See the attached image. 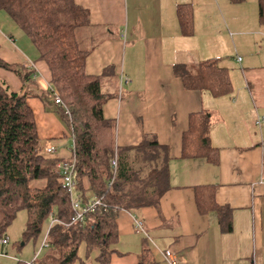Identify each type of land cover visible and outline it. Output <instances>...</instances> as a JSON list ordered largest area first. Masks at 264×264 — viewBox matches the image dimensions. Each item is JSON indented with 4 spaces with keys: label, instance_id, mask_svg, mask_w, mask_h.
Instances as JSON below:
<instances>
[{
    "label": "crops",
    "instance_id": "obj_1",
    "mask_svg": "<svg viewBox=\"0 0 264 264\" xmlns=\"http://www.w3.org/2000/svg\"><path fill=\"white\" fill-rule=\"evenodd\" d=\"M74 1L89 13L90 25L83 34L91 49L86 72L102 78L107 97L104 116L115 123L116 147L137 146L150 135L169 148L170 190L157 207L120 212L119 238L110 264H139L145 249L155 264H169L167 251L176 256L177 264H264V61L253 60L244 46L257 40L260 49L264 47L258 3ZM182 5L193 13L191 36L181 30L178 7ZM0 59L19 67L24 75L31 74L29 81L0 68V79L12 91L27 95L41 148L51 143L57 148L53 157L59 162L71 160L73 137L57 114L55 95H49L48 65L4 11H0ZM209 59H218L228 70L230 95L214 97L188 90L175 74L178 66L196 73L198 65ZM42 94H48L46 100ZM201 111L211 116L215 163L183 158L189 117ZM205 185L214 188L218 205L231 210V232L223 231L215 212H199L196 187ZM90 198L94 199L91 194ZM134 217L142 221L145 233L135 231ZM44 250L36 261L44 257ZM9 255V243H0V264L29 262Z\"/></svg>",
    "mask_w": 264,
    "mask_h": 264
},
{
    "label": "trees",
    "instance_id": "obj_2",
    "mask_svg": "<svg viewBox=\"0 0 264 264\" xmlns=\"http://www.w3.org/2000/svg\"><path fill=\"white\" fill-rule=\"evenodd\" d=\"M257 2L259 22L264 27V0ZM0 11L30 38L39 59L50 70L49 95H57L69 112L57 106V114L74 139L77 191L86 200L91 199L90 194L101 200L84 221L71 224L72 205L57 168L59 159L43 154L27 95L12 91L0 79V240L8 237L7 230L20 211L27 214L25 244L42 234L53 213L56 222L48 233L49 248L34 264H75L82 244L88 257L98 253L97 264H110L119 238L120 212L157 207L170 190L169 148L150 135L137 146L116 147L115 123L104 116L107 97L102 92V78L86 72L91 53L83 40L90 25L87 10L74 0H0ZM178 19L183 35L191 36V8L179 6ZM0 68L31 80V74L24 75L19 67L1 59ZM175 74L188 90L209 92L214 97L228 96L233 90L228 70L218 59L201 62L196 73L178 66ZM47 95L40 97L46 100ZM210 129L208 112L190 115L183 136L184 159L215 163L218 153ZM116 154L117 168L113 170L111 162ZM196 204L201 214H218L224 232L232 231L231 210L218 205L212 186L196 187ZM139 264H155L149 249L144 250Z\"/></svg>",
    "mask_w": 264,
    "mask_h": 264
},
{
    "label": "built area",
    "instance_id": "obj_3",
    "mask_svg": "<svg viewBox=\"0 0 264 264\" xmlns=\"http://www.w3.org/2000/svg\"><path fill=\"white\" fill-rule=\"evenodd\" d=\"M54 104L56 106H60V107L65 108L62 100L57 95L54 96ZM65 110H66V113L69 114V112L67 111L66 108H65ZM257 124H260V122L258 121ZM73 142H74V139H73ZM73 151H74V145H73ZM42 152L44 155H47V156H55L57 154V148L54 145H52L51 143H48L42 149ZM111 166H112L113 170H116V168H117V154H116L115 158L112 160ZM57 168H58L60 176L62 178L63 186H64L65 190L67 191V193L70 197V200H71L72 212H73V215L71 217V224L80 223V222L84 221L87 214H89L90 212L95 210L97 206L101 205V200L97 199V198L86 200L77 191V182H76V178H75L76 160L74 158H72L71 160H68V161L58 162ZM50 221H51V223L49 226L48 233H49L50 229L52 228V226L54 225V223L56 222V219H55V216L53 213L50 215ZM134 223H135V231L137 233H145L144 226H143V223L141 220H139L137 217H134ZM48 233H47L45 240L43 242L42 250L49 248ZM0 243L2 245L6 246L9 243L8 237L1 239ZM164 256L167 259L169 264H177L178 259L176 258V256L171 251L165 252ZM36 260H37V257L34 258V260L31 263H26V264H34Z\"/></svg>",
    "mask_w": 264,
    "mask_h": 264
},
{
    "label": "rangeland",
    "instance_id": "obj_4",
    "mask_svg": "<svg viewBox=\"0 0 264 264\" xmlns=\"http://www.w3.org/2000/svg\"><path fill=\"white\" fill-rule=\"evenodd\" d=\"M245 2L247 4H250L251 0H245ZM255 2H256V4L258 3L256 0H255ZM262 28H264V27L262 26ZM18 32H20L21 36H25L20 30H18ZM27 40L29 41V39H27ZM18 41H19L20 46H24V42L22 40H18ZM257 42L258 41L255 40L253 46L250 45L248 42H246V44L244 46H246L247 51H249L250 55L253 54V60H256L255 57H257V60H259L261 62V61H264V47H262L263 49L261 50L260 49L261 46H260V44H257ZM258 53H261L262 56L257 55ZM254 62L256 63V61H254ZM254 131L258 132L259 129L254 128ZM71 145L72 146L74 145L73 141H72ZM26 223H27V214L25 211H20L17 214L16 218L11 223L10 227L8 228L7 235L10 239L9 240V252L11 254V255H9V257H14L13 255L16 254L22 260L29 261L28 263H31L33 261V259L36 258L37 255L40 254V252L42 250L43 242H44L45 237L48 233L51 221L49 219L46 222V224L44 225V229H43L42 234L36 240L29 241L25 244L23 241V233H24L25 228H26ZM22 244H24V246L19 247ZM16 249H18V250H16ZM86 251L87 250H86L85 244H82L80 246L79 252H78L79 253V259L76 261L75 264H81L83 261H88L90 264H97L96 260L98 257V253L95 251V252L91 253L90 256L88 257ZM45 253H46V251L44 252V255H45ZM42 258L43 257H41L40 259H42Z\"/></svg>",
    "mask_w": 264,
    "mask_h": 264
}]
</instances>
